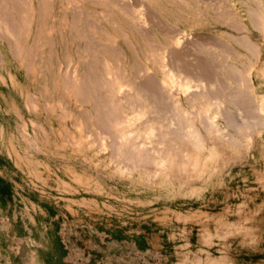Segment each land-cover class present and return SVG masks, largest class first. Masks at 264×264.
I'll return each mask as SVG.
<instances>
[{"label":"rangeland","instance_id":"rangeland-1","mask_svg":"<svg viewBox=\"0 0 264 264\" xmlns=\"http://www.w3.org/2000/svg\"><path fill=\"white\" fill-rule=\"evenodd\" d=\"M53 1L57 10L59 0ZM129 1L148 20L144 32L147 38L156 39L154 55L164 54V60L169 61L159 70L158 62L146 54L147 50L138 56L128 52L130 62L149 67L150 94L160 95L158 80L161 71L165 72L167 85L173 88L172 96L170 92L163 96L177 99L193 113L189 94L216 81V70L210 67L214 65L204 56V49L212 44L219 47L221 40L217 38L228 40L229 35L247 34L262 52L253 80L258 94L264 95V32L250 25L245 6L264 9V0ZM223 5L236 11L250 27L249 32L242 34L218 19L225 14L218 10ZM171 38L180 42L174 52L167 43ZM134 40L145 46L140 36L135 35ZM117 42L128 51L121 39ZM62 47L57 44L53 60L54 70L60 66L61 72L69 68ZM0 49L5 64L0 70V264H264V134L262 140L255 139L248 155L243 150H224V157L207 163L209 172L192 182L186 178L182 179L184 183L169 178L148 179L137 171L122 176L109 157L110 148L90 142L91 138H86L83 129L75 127L70 118H61L58 106L46 110L36 78L10 55L1 39ZM173 57L178 58L176 64L171 62L175 61ZM202 63L204 66H200ZM166 68L172 69L170 73L164 71ZM175 73L181 76L175 79L179 82L169 77ZM116 82L121 84L122 80ZM128 88L124 86L115 100L126 102L121 104L122 110L133 117L141 109L135 108V112L127 101ZM58 96L53 95L51 101L57 102ZM30 97L38 104L36 111L28 104ZM63 103L68 112L78 113L84 108L69 98ZM164 110L160 121L172 117L170 104ZM222 125L219 128L224 134H233L224 122ZM82 135L84 139L73 144L74 137ZM208 144L205 156L212 148ZM233 157L237 159L232 162Z\"/></svg>","mask_w":264,"mask_h":264},{"label":"bare ground","instance_id":"bare-ground-1","mask_svg":"<svg viewBox=\"0 0 264 264\" xmlns=\"http://www.w3.org/2000/svg\"><path fill=\"white\" fill-rule=\"evenodd\" d=\"M253 1L259 3V0ZM129 2V0H59L60 5L56 10V1L53 0H0V39L8 46L10 55L24 66L27 73L36 78L38 93L45 102L44 108L53 111L58 106L62 112L61 118L66 120L70 118L75 127L83 129L86 138H91L90 142L94 145L97 143L103 149L110 148L109 157L115 164V170L122 176L137 171L148 179L186 178L190 181L207 174L209 172L207 163L223 156L226 149L243 150L248 155L254 147L255 139L262 140L264 134V95L258 94L253 80L262 52L256 42L251 40L250 35L245 36L242 33L249 32L250 27L233 8L227 9L224 5L220 6L222 10L218 8L219 12L225 13L218 19L225 24L226 22L231 24L243 36L229 35L228 40L217 38L221 40L219 47H214L213 44L205 47L203 53L214 65L210 67L216 70V81L208 85L203 84L198 92L189 94V105L191 104L194 109L193 114L186 111L177 99L167 98V100L163 96L166 92H170L172 96L171 88H173L171 84V87L167 85L168 76L165 72L161 71L162 78L158 80L157 90L161 92L160 95H153L150 94L149 81L152 77L149 67L143 63L130 62L129 51L133 56H138L139 52L145 54L146 50V54L153 57V61L156 59L158 62L159 70L167 67L166 63L169 61L164 60V54L154 55L152 49L156 39L154 40L153 36L147 38L144 32L148 20L143 12L133 9ZM245 6L250 25L264 32V9L252 8L247 4ZM57 35L60 36L59 39ZM135 35L140 36L145 46H139L138 41L134 40ZM118 39L122 40L128 51L118 44ZM167 43L171 44L170 51L174 52L180 42L176 38H171ZM57 44L63 46L64 58L69 63V68L62 71L63 73L60 71L62 69L60 66L57 70L53 67ZM67 45L71 46L70 51L67 50ZM201 47L203 48L202 45ZM198 51L200 52L199 49ZM179 52L183 53L182 50ZM173 59L175 61H171V58L170 61L176 64L178 58L173 57ZM153 61L151 60V63ZM4 65V55L0 49V70ZM200 66H204L203 63ZM164 71L169 72L168 69ZM172 74H169L171 80L181 78L179 73ZM262 76L264 77V70ZM112 77H116V81L121 79L122 83L118 84ZM143 81L148 83L141 84ZM126 85L130 87L127 93L125 91L127 101L134 109H141L137 116L131 117L125 114L121 104L126 102L115 100ZM181 85L188 87L182 83ZM56 93L59 94L58 101L53 102L51 99ZM33 97L35 98L34 95ZM67 98L72 99L77 107L83 106V110L78 113L68 112L63 103ZM28 100L32 111L34 109L36 111L38 104L31 97ZM168 104L173 109L172 117L166 121L158 120ZM135 110L137 112V109ZM131 111L130 113H133ZM222 122L232 130L233 134L226 132L225 135L222 132L219 128L223 127ZM34 124L32 122L31 125ZM25 125L26 123L22 127L26 130ZM120 126L125 128L119 131ZM37 127L41 126L37 125ZM33 135L35 136V133ZM85 136L82 135L78 139L74 137L73 144L82 141ZM208 143L212 144V148L205 156L204 151H207ZM235 159L237 158L233 157L230 160L233 162Z\"/></svg>","mask_w":264,"mask_h":264}]
</instances>
